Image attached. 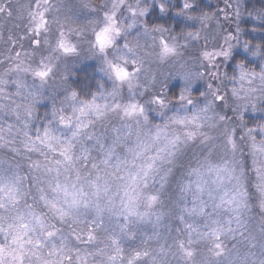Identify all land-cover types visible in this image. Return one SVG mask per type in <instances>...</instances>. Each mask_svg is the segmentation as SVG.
<instances>
[{"label":"rangeland","instance_id":"1","mask_svg":"<svg viewBox=\"0 0 264 264\" xmlns=\"http://www.w3.org/2000/svg\"><path fill=\"white\" fill-rule=\"evenodd\" d=\"M221 1L222 6L215 14L207 16V20L189 19V23L196 26L194 31L177 36L165 30L156 31V27H149L146 22L153 9L167 13V6L173 0H139L142 6L149 8L148 13L138 17L136 27L125 32L118 41L119 44L124 42L134 47L142 65L137 86L129 89L127 84L121 86L111 79L105 58L92 47L95 30L105 24V16L111 11L115 0H102L98 5L93 0H48L51 7L45 14L47 24L39 33L32 31V13L36 11V4L40 0H0V4L6 7V11L0 13V78L8 81L6 85H0V105L7 106L0 111V136L3 137L0 139V177L10 176L13 172L23 176V185L29 195L26 203L21 202L17 207L24 211L26 204L32 205L46 215L48 224L59 229L53 240L45 241L43 247L35 250L37 255L25 254V264H127L132 255L143 249L149 250L150 256L142 258L137 264H153V258H159L158 250L162 246L169 249L165 264H186L175 246L178 241L187 240L184 225L177 220L175 201L179 183L186 177L188 170L205 157L213 163L231 162L243 173L249 201L245 213L246 235L255 237L256 247H251L247 240L240 237L226 238L225 255L216 258L211 252V241L194 240L189 246L194 253V264H261L264 261V209L260 206L261 196L257 189V174L251 155L252 140L248 134L249 128L257 129L260 125L248 126L249 119L264 115V83L259 79L260 74L264 73V55H253V52H262L256 47L252 49L253 45L243 40L240 23L245 0ZM126 2L134 5L137 0ZM161 4L166 11L161 10ZM117 21L125 27L132 22L125 7L120 8L117 13ZM61 32L65 34L66 42L75 46V53L66 54L58 50ZM189 33L197 34L198 39H192ZM228 36L233 39L226 42ZM161 39L168 43L174 42L179 55L161 62L157 57ZM221 49L230 52L228 58L214 57L209 63L203 56L205 51L216 52ZM121 50L126 51L123 45L115 49L109 58L120 55ZM235 53H241L242 57L234 60ZM241 63L248 72L255 75L240 81L238 66ZM43 64H50L52 72L41 80L33 75L32 70H40ZM87 65H93L102 78L98 93L87 102L96 98L99 104H124L134 99L145 108L148 120L147 123L142 120L139 124L131 120L127 123L132 125L134 133L139 132L141 136L148 134L157 125L163 126L170 116L184 113L178 99L185 88L184 76H188L191 81V98L197 105L204 107L206 101L212 102L207 115L213 119L201 129L211 139L202 143L197 136L195 140L182 145L173 163L167 165L172 171L160 192L161 209L165 215L159 223L155 222L154 216L143 221L132 217L124 231H120V226L125 223L117 215L123 197V180L112 175V169H107L109 193L107 196L101 195L99 203L103 211L95 224L91 223L97 220L95 204L79 209L80 217L87 223L77 224L71 218L60 221L47 213L42 201L34 198L38 195L37 188L46 186L47 177L43 169L38 171L32 167L34 162H42L44 156L40 151H29L24 124H28L27 131L33 140L36 139V131L43 130L50 123L56 128L57 135L62 134V139L70 137L74 129L63 127L58 119L59 115L72 117L73 121L77 119L78 114L73 115V106H80L79 102L84 100L69 99L72 91L68 81L74 72ZM24 68L29 70L23 71ZM131 70L135 71V65L131 66ZM197 73L202 75H195ZM16 80L23 82V88H17L14 83ZM174 86L178 89L175 95L170 96V90ZM233 88L239 90V97L243 99H237L233 95ZM114 89L118 93L115 98L110 95ZM17 91H20L19 96L16 95ZM213 93L223 99H214ZM156 95L167 97L168 106L163 109V114L157 105L148 103L150 97ZM246 101L253 102L255 109L249 105L248 109L242 111L239 105ZM28 105L33 110L31 116L25 112ZM42 106L46 109L41 111ZM54 111L56 115H53ZM187 111L190 113L192 108L189 106ZM221 115L225 117L223 121L218 120ZM121 117V113L109 110L102 118L91 117L92 123L84 131L102 135L104 143L109 145L112 142L113 128H119L124 123ZM212 123L215 126H210ZM180 127L170 125L169 130H179ZM229 135L236 145L234 151L228 143ZM253 135H256L257 141L261 139L255 132ZM135 141L136 135L133 134L117 148L118 154L125 157L128 147ZM93 143L85 140V146L91 149L90 158L77 164L82 177L81 183L95 178L96 172L91 165L103 159V153L98 150V146L93 148ZM79 150L80 145L76 144L74 151L78 154ZM44 151L49 160L59 158L58 152L51 153L47 149ZM68 175L75 179L74 172ZM153 188L159 189V183ZM109 197L114 207L109 206ZM137 206L140 211L144 210L142 201H138ZM15 215V212L0 210V216L8 218L6 223H11V218ZM199 223L203 224L204 221ZM89 231L95 237L92 241L87 239ZM77 233L80 234V239L76 238ZM38 235L40 230L33 233L34 237ZM113 239L119 241L122 250L120 258L114 262L109 260L110 256L115 255ZM0 243H3V236H0ZM53 243L58 252L50 255ZM60 248H63L62 253L59 252Z\"/></svg>","mask_w":264,"mask_h":264},{"label":"snow or ice","instance_id":"2","mask_svg":"<svg viewBox=\"0 0 264 264\" xmlns=\"http://www.w3.org/2000/svg\"><path fill=\"white\" fill-rule=\"evenodd\" d=\"M50 7L48 0H40L36 4V11L32 13V31L39 33L45 29L47 24L45 14ZM122 7H125L132 17V22L128 25L129 28L136 27L137 18L145 16L149 11V8L142 6L139 0L134 5L127 3L126 0H115L111 11L105 16L104 28L96 33L97 42L102 52L105 47L112 43L111 34L113 32L116 35L120 34L117 13ZM192 7L193 3L190 0H184L185 10ZM161 10H167L163 4H161ZM5 11V5L0 4V13ZM260 16L264 17V14ZM200 19L207 20L208 17L204 15ZM145 29L147 30L146 26ZM155 30L163 32V28H156ZM188 35L192 39H198V35L195 33H189ZM64 37L65 34L61 32L58 50L66 54L75 53V46L67 43ZM231 39L233 37L228 36L226 42ZM160 45L162 59L177 55L175 45H170L163 39H161ZM123 47L129 53L132 52L127 43ZM257 54L264 55V53L253 52V55ZM229 55L230 52L223 49L203 53L204 58L209 63L213 61L214 57L228 58ZM17 57H19V53H17ZM121 59H124L125 63L128 62L123 56ZM131 62L136 65V71L139 72L141 66L137 60L133 58ZM109 66L115 67L111 62H109ZM238 68L240 81L248 79L250 75H255L248 72L242 63L239 64ZM22 70L28 71L29 69L24 68ZM32 72L34 76L43 80L52 72V66L43 64L40 70H32ZM116 77L121 81H128L129 89H134L137 86L138 81L133 83L126 69H116ZM260 78L264 79V73L260 74ZM233 79H236V77H233ZM183 80L185 88L178 99L184 108V113L170 116L167 123L163 126H155L152 131L144 136H141L139 132L134 133L132 125L127 123L129 120L134 121L136 124H139L141 120L147 123L148 120L145 108L134 99L132 102L124 104L115 102L112 104H99L96 102V98H93L90 102H79L80 106H73L72 109L74 116L78 114L75 121L72 117L59 115L58 123L60 125L74 129L70 137L64 139L61 138L62 134H56V128L50 123L43 130H37L36 139L33 140L27 131L28 124L25 123L24 135L28 141L29 151H40L44 156L42 162H34L32 167L38 171L43 169V173L47 177L46 186L38 187V195L34 197L43 202L47 213L60 221L71 218L77 224L87 223L80 217L79 209L95 204L97 220L91 223H97L103 211L99 200L102 194L107 196L109 193L106 178L109 174L107 169H112L111 174L117 175L123 180L121 186L123 197L120 200V211L117 215L125 223L120 226V231H124L127 222L132 217L143 221L154 216L155 222L159 223L165 215L161 209L160 192L164 189L168 176L172 171L167 165L173 163L182 145L195 140L197 136L201 138L202 143H206L211 139L201 129L213 119L207 115L212 107V102L206 101L204 107L197 105L191 98V81L189 77L184 76ZM7 83L6 79L0 78V85H6ZM14 83L18 89L23 88L22 81L16 80ZM117 94L114 89L110 95L115 98ZM16 95L19 96L20 91H17ZM212 95L214 99H223L217 93ZM233 95L239 96V90L233 88ZM240 98L243 99V97ZM69 99L76 101L77 93L75 91L71 92ZM148 103L157 105L161 114H163V109L168 106L167 97L160 95L150 97ZM249 105L252 109H255V104L251 101L239 105V108L243 111L248 109ZM189 106L192 108L190 113L187 111ZM6 107V105H0V111ZM109 110L121 113V119L124 123L119 128H113L112 142L106 145L102 135L88 133L84 130L92 123L91 117L102 118ZM32 111L30 105L25 107L28 116L32 115ZM53 115H56L55 111ZM224 119V116H218V120L223 121ZM170 125L181 127L179 130H169ZM210 126H215V124L212 123ZM254 132L261 136L259 141H257L256 135H253ZM133 134L136 135L135 143L128 147L127 155L121 157L117 152V148ZM248 134L252 140L251 155L253 157V168L257 174V189L261 196L260 206L264 209V125H259L257 129L249 128ZM0 139H3V137L0 136ZM85 140L93 141V148L98 146V150L103 153V159L99 163L93 162L91 165L96 172L95 178L81 183L82 177L77 164L80 161H88L91 154V149L85 146ZM228 143L234 151L236 145L231 135H229ZM76 144L80 145L78 154L74 151ZM44 149L51 153L58 152L59 158L49 160ZM101 165H103V168H101ZM70 172L75 173V179H71L68 175ZM24 179L18 172H13L7 177H0V210L16 213L11 218V223H6L7 217L0 216V236H3V243H0V264H25L26 253L30 256L37 255L35 250L43 247L45 241L53 240L59 231L55 225L48 224L46 215L37 211L32 205L26 204V210L24 211L17 207L21 202L26 203V198L29 195L23 185ZM157 183H159V189H154L153 186ZM138 201H142L143 211L139 210ZM175 204L177 220L184 225L183 231L187 236V240H180L175 246L186 264L189 261L194 264V253L189 247L194 240L196 242L211 241V252L216 258L225 255L224 239L226 238L236 239L240 237L242 240H247L251 247H256L255 237L246 235L247 221L245 213L248 210L249 201L244 184V175L233 166V163H213L207 157L198 160L197 165L190 168L186 177L179 183ZM109 206L114 207L110 197ZM201 220L204 221L203 224L199 223ZM37 230H40V235L34 237L33 233ZM76 238H81L79 233L76 234ZM94 238L92 232L89 231L88 241H92ZM112 243L115 245V255L110 256L109 260L114 262L120 258L122 250L119 247L118 240L113 239ZM158 251L159 258H153V264H165L169 249L162 246ZM57 252L58 249L53 243L50 255L57 254ZM59 252L62 253L63 248H60ZM149 256V250H138L129 258L127 264H137L142 258ZM261 264H264V261Z\"/></svg>","mask_w":264,"mask_h":264},{"label":"trees","instance_id":"3","mask_svg":"<svg viewBox=\"0 0 264 264\" xmlns=\"http://www.w3.org/2000/svg\"><path fill=\"white\" fill-rule=\"evenodd\" d=\"M93 2L98 5L102 0H93ZM190 2L193 3V7L188 10L184 9V0H173L168 4V12L165 14L153 9L146 20L148 26L163 28L172 35H184L196 29V26L189 23L190 18L213 15L222 6L221 0H190ZM261 14H264V0H245L240 28L243 31V40L253 45L252 49L256 47L264 53V17H261ZM239 57H242L241 53H235L234 60ZM68 84L70 90L77 93V98L88 101L98 93L102 78L93 65H87L74 72ZM177 89V86H174L170 90V96L175 95ZM44 109L46 108L40 107L41 111ZM256 124L264 125V115L249 119L248 126Z\"/></svg>","mask_w":264,"mask_h":264},{"label":"clouds","instance_id":"4","mask_svg":"<svg viewBox=\"0 0 264 264\" xmlns=\"http://www.w3.org/2000/svg\"><path fill=\"white\" fill-rule=\"evenodd\" d=\"M120 27V34L119 35H116L114 32L111 34V37H112V43L110 45H108L107 47L104 48V51H100V47H99V44L97 42V38H96V33L97 32H100L103 28H104V24L99 26L96 30H95V33H94V37L92 39V47L93 49L96 50V52H98L101 56H103L106 60V63H107V70L109 72V75L111 77L112 80H114L118 85H125L127 84L128 86V81H121L119 79H117L116 77V69H126L128 71V73L130 74V77H131V81L133 83H136L137 81H139V78H140V73H141V70H142V65L140 64L139 62V55L138 53L136 52L135 48L134 47H131L129 46L131 49H132V52L129 53L127 50L126 51H123L121 50V53L120 55L118 56H112V58H109L110 54L117 48H119L121 45L124 46V42L123 44H119L118 41L121 40V37L122 35H124L125 32H127L129 29L128 26L125 27L124 25H119ZM149 31V29H148ZM150 33V31H149ZM170 45H175L177 47V45L174 43V42H170L169 43ZM158 52H157V57L158 59L161 61V62H165V61H168L170 59H172L174 56H178L179 55V52L177 50V55H174V56H168V57H165V58H161V45L159 44L158 45ZM124 49V47H123ZM125 57V59L128 61L127 63H125V60L124 59H121V57ZM135 58L138 62V64L141 66V70L139 72L136 71V65H135V71L131 70V66L133 65L132 64V59ZM109 62L112 63V65H114L115 67H110L109 66ZM195 75H198L195 74ZM259 79L261 80L262 83H264V79H261L259 77ZM237 99H240L239 96H237ZM209 103H211V101L209 100L208 101Z\"/></svg>","mask_w":264,"mask_h":264}]
</instances>
